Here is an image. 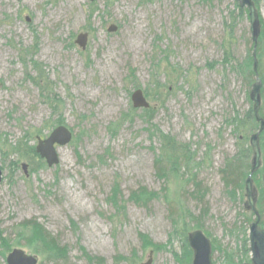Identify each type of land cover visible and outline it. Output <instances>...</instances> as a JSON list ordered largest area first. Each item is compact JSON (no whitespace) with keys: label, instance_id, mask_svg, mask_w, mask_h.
Segmentation results:
<instances>
[{"label":"rangeland","instance_id":"rangeland-1","mask_svg":"<svg viewBox=\"0 0 264 264\" xmlns=\"http://www.w3.org/2000/svg\"><path fill=\"white\" fill-rule=\"evenodd\" d=\"M256 1L264 23V0ZM80 34L88 35L86 50L75 43ZM250 41L249 15L235 0H0V228L10 252L54 264L18 242L20 224L37 220L67 247V264H89L82 249L105 264H142L151 253L153 264H180L165 201L143 207L130 200L142 187H164L155 169L164 134L201 163L194 173L206 193L193 199L185 179L171 178L169 198L184 215L200 217L211 242L240 256L252 212L244 210L246 192L245 203L232 199L218 171L235 151L225 120L250 105L223 59L230 51L242 63ZM137 89L150 111L133 107ZM58 126L73 138L50 168L32 149ZM140 235L170 245L143 250ZM213 260L225 262L219 253Z\"/></svg>","mask_w":264,"mask_h":264},{"label":"trees","instance_id":"trees-1","mask_svg":"<svg viewBox=\"0 0 264 264\" xmlns=\"http://www.w3.org/2000/svg\"><path fill=\"white\" fill-rule=\"evenodd\" d=\"M206 2L212 0H205ZM255 6L257 7V1L253 0ZM235 5L240 11V14L248 13V10L241 9L239 3L235 0ZM254 43L250 41V49L248 50V55L246 59L241 63L235 59L233 52L226 51L224 54L223 65L226 66V71L234 74L237 78L241 79L244 87L248 91L247 101L250 105L248 111L243 114L236 112L229 114L225 120L224 128L229 130L231 137L235 140V151L232 154H228L225 159L223 166L218 171L221 180L226 188V190L231 195L232 199L235 201L240 200L245 203V184L251 173L252 161H253V151L250 146V138L252 135L258 132L259 123L256 121L254 115V104L250 99V93L254 84L259 80L262 82V106L260 110V115L264 118V23L261 20V33L259 37V42L257 46V59H258V70H254ZM145 112L150 111V109H145ZM160 140L162 139V144L167 146L164 148V153L158 155L155 160V169L157 176L160 180H163L165 185L160 193L149 191L147 188L142 187L138 191L134 192L130 200L137 203L139 206L147 207L156 200L163 199L168 207L169 213L171 215L172 222L174 223L175 233L181 241V254L175 256V258L180 262V264H192L193 261V251L191 250L188 243V235L191 232L203 229L201 225L200 217H193L190 212H185L179 207V203L169 198V188L168 183L171 178L173 179H185L183 182V189L186 184L193 187L190 192V197L196 200H204L206 193L202 189V182L197 180V175L194 173L195 166L200 167L201 163H194V154H190L187 150L188 146H179L175 140L168 135L160 134ZM261 150L264 155V133L260 137ZM209 148V147H208ZM182 154H179V151ZM210 149V148H209ZM211 150V149H210ZM34 154H36L35 148L32 149ZM191 152V151H190ZM209 160V159H208ZM17 166V164H14ZM193 165V166H192ZM193 169V170H192ZM182 170L185 172L182 173ZM190 172V178L186 179V175ZM179 181V180H178ZM253 182L256 185L258 198H257V210L260 215V227L264 228V165L259 169L257 173L253 175ZM118 193V191H117ZM185 191L182 192V197L185 198ZM248 209V204H244V210ZM253 217V218H252ZM189 219L190 222H187ZM256 221V216L251 213L250 217H246V226L248 224V229L250 225ZM194 227H191V224ZM74 225V223H72ZM19 240L18 242H24L26 247L33 251L37 255H45L54 264H67L69 260L68 249L65 246H61L56 238H54L37 220L25 221L19 226ZM249 232V230H248ZM244 239L240 247V256L237 254L229 253L220 248L215 241L212 242L213 254H223L225 262L224 264H251V250H250V240L249 234H247V228H243ZM210 237L209 235H207ZM142 242V249H154L157 251L167 250L168 245H156L151 243L149 238L144 235H140ZM171 243V242H170ZM0 246L4 249V252L0 255L3 256L6 261L5 255L10 252L11 240L4 237V232L0 228ZM20 246V244H17ZM82 251V256L89 262V264H105V260L99 257H93L88 254L85 250ZM134 255H137L134 252ZM135 257V256H134ZM116 260L121 261L122 258H116ZM220 261V259H218ZM213 264H216L213 260Z\"/></svg>","mask_w":264,"mask_h":264},{"label":"water","instance_id":"water-1","mask_svg":"<svg viewBox=\"0 0 264 264\" xmlns=\"http://www.w3.org/2000/svg\"><path fill=\"white\" fill-rule=\"evenodd\" d=\"M19 1V0H17ZM94 2L96 0H90ZM239 3L241 9H247L250 21V31L252 41L254 43V70H258V59H257V46L261 33V22L259 19V13L253 0H236ZM118 28L112 25L109 28L110 33H114ZM88 42L87 34H80L76 40V44L86 50ZM262 82L259 80L254 84L250 93V99L254 104V115L256 121L259 123V130L257 133L251 136L250 146L253 151V161L251 173L245 184L246 198L248 201V209L253 212L256 216V221L253 222L249 227V240L251 250V264H264V228L260 227V215L256 206V196L253 183V175L261 168L262 150L260 144V136L264 133V118L260 115L262 106ZM1 88V85H0ZM133 107L135 109H149L150 104L147 101L143 90L137 89L132 94ZM73 135L71 131L65 126H58L46 139L37 138L38 145L36 146V153L43 160L46 161L47 165L52 168L59 164V157L57 149L68 145L72 141ZM25 174H27L28 165H22ZM3 179V171L0 168V183ZM188 243L193 251L192 264H213L212 254L213 248L211 241L204 235L200 230L191 232L188 235ZM6 264H38V259L26 253L22 249H13L6 258ZM142 264H153L152 253L146 263Z\"/></svg>","mask_w":264,"mask_h":264}]
</instances>
